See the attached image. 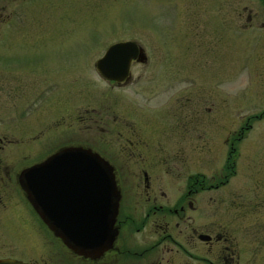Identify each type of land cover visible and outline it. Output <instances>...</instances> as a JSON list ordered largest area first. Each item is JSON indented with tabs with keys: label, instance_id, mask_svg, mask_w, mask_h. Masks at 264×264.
<instances>
[{
	"label": "rangeland",
	"instance_id": "374dc122",
	"mask_svg": "<svg viewBox=\"0 0 264 264\" xmlns=\"http://www.w3.org/2000/svg\"><path fill=\"white\" fill-rule=\"evenodd\" d=\"M125 41L146 61L110 85L94 64ZM128 123L152 145L148 170L226 175L200 202L235 227L243 262L264 264V0H0V259L63 254L19 172L65 146L117 152Z\"/></svg>",
	"mask_w": 264,
	"mask_h": 264
},
{
	"label": "flooded vegetation",
	"instance_id": "af4514ba",
	"mask_svg": "<svg viewBox=\"0 0 264 264\" xmlns=\"http://www.w3.org/2000/svg\"><path fill=\"white\" fill-rule=\"evenodd\" d=\"M100 119H91L97 128L104 124ZM128 124L124 132L115 131L117 152L108 145L105 155L82 146L57 149L82 147L107 162L120 158L123 164L132 162L138 166L137 169L121 167L118 170L110 164L117 204L109 232L112 241L104 251L75 254L68 250L38 218L18 185L33 214L62 248L58 264H253L254 257L242 260L235 227L232 231L231 224L227 226L224 221L210 219L214 208L200 202L204 194L226 184V175H219L223 181H215V177L186 176L179 171L148 170L147 158L152 156V145L144 142L137 130ZM100 129L104 131V127Z\"/></svg>",
	"mask_w": 264,
	"mask_h": 264
},
{
	"label": "water",
	"instance_id": "95a60500",
	"mask_svg": "<svg viewBox=\"0 0 264 264\" xmlns=\"http://www.w3.org/2000/svg\"><path fill=\"white\" fill-rule=\"evenodd\" d=\"M145 59L132 41L110 45L96 60L98 76L117 84L129 77L133 62ZM18 185L27 202L54 237L75 254L108 248L117 204L112 167L98 154L67 147L20 172ZM0 264H25L1 259Z\"/></svg>",
	"mask_w": 264,
	"mask_h": 264
},
{
	"label": "trees",
	"instance_id": "16d2710c",
	"mask_svg": "<svg viewBox=\"0 0 264 264\" xmlns=\"http://www.w3.org/2000/svg\"><path fill=\"white\" fill-rule=\"evenodd\" d=\"M237 158V152L235 150L229 152L227 161H226V167L224 168V171L228 173V175H232L234 171V161Z\"/></svg>",
	"mask_w": 264,
	"mask_h": 264
}]
</instances>
